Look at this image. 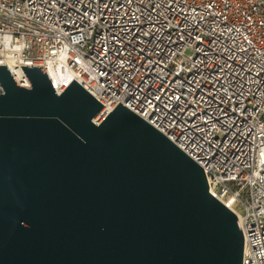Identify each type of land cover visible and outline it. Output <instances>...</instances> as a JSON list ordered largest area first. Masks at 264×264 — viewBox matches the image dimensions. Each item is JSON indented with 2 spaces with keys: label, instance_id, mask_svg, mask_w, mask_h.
<instances>
[{
  "label": "built area",
  "instance_id": "1",
  "mask_svg": "<svg viewBox=\"0 0 264 264\" xmlns=\"http://www.w3.org/2000/svg\"><path fill=\"white\" fill-rule=\"evenodd\" d=\"M0 65L26 87L20 65L58 66L95 123L120 102L166 135L264 264V0H0Z\"/></svg>",
  "mask_w": 264,
  "mask_h": 264
},
{
  "label": "water",
  "instance_id": "2",
  "mask_svg": "<svg viewBox=\"0 0 264 264\" xmlns=\"http://www.w3.org/2000/svg\"><path fill=\"white\" fill-rule=\"evenodd\" d=\"M0 65V264H242L203 168L120 102Z\"/></svg>",
  "mask_w": 264,
  "mask_h": 264
},
{
  "label": "bare ground",
  "instance_id": "3",
  "mask_svg": "<svg viewBox=\"0 0 264 264\" xmlns=\"http://www.w3.org/2000/svg\"><path fill=\"white\" fill-rule=\"evenodd\" d=\"M47 74L52 84L57 90L60 89L61 84L69 83L70 81L73 80L72 77L68 73H65L58 66H49L47 69Z\"/></svg>",
  "mask_w": 264,
  "mask_h": 264
}]
</instances>
